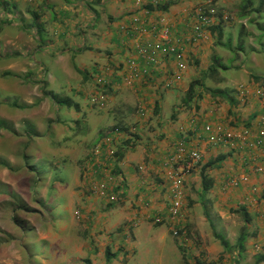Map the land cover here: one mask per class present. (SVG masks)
<instances>
[{
    "label": "crops",
    "instance_id": "obj_1",
    "mask_svg": "<svg viewBox=\"0 0 264 264\" xmlns=\"http://www.w3.org/2000/svg\"><path fill=\"white\" fill-rule=\"evenodd\" d=\"M154 1L171 3L165 11L147 10L146 5H154ZM203 1L64 0L63 3L55 0L58 5L53 7L56 14L50 17L53 26L50 34L55 44L62 45L60 56L74 57L77 64L72 67L82 71L75 92L79 95L78 104L83 111L90 112L93 119L105 114L110 118L92 144L81 139L78 146H85L87 155L102 132L118 122L138 123L139 134L136 142L128 147L123 135L114 138L116 148L123 151L114 168L124 189L116 203H108L104 193L98 196L91 192L98 183L99 164H89L83 176L76 166L68 183L59 178L57 184L61 193L56 189L54 195L56 198L57 194L59 204L64 206V215L36 213L44 217L43 225L27 220L30 235L23 246L20 244L21 240L25 241L24 230L14 229L19 234L14 241L17 258L16 262L8 264H139L141 256L145 257L143 264H147L146 259H150L152 253L156 264H163L164 251L175 252L181 264L183 254L188 264H240L241 257L228 255L215 235L224 234L227 240L234 231L241 232L245 225L238 217L243 215V207L250 219L247 229L255 233L252 238L264 241V201L259 199L264 189V149L249 148L237 141L243 126L252 131L258 126L260 109L254 89L260 82L246 78L244 83L235 85L237 82L233 80L232 85H228L230 81L223 75L226 80L213 86L230 89L231 104L221 97L203 93L189 106L180 105L189 81L206 69L216 49L210 45L209 30L199 38L193 36L191 27L197 21L193 10ZM217 3L219 5L220 0ZM29 25L33 26L32 21L28 22L27 30ZM164 25L171 31L170 41L184 50L187 66L181 79L171 87L164 86L165 79L175 71L176 63L171 56L160 55L155 65L140 60L141 66L148 69L147 75L129 83L125 79L127 59L137 57L136 46L140 39L161 40L160 28ZM41 26L43 28L42 22ZM97 75L112 79L113 93L108 107L101 113L90 108L87 102L86 107H81L82 98L86 100L83 91L92 86L94 89ZM66 83L63 88L68 87ZM239 85L245 87V99L232 91ZM137 105L144 108L142 115L133 112ZM206 125L214 133L226 134L232 142L212 144L204 128ZM180 142L186 150L199 151L201 158L184 177V197L179 198L181 213L175 218L169 213L173 199L169 186L178 167L172 164ZM218 157L221 161L205 168L211 187L202 193L201 168ZM140 164L144 165L142 172L137 170ZM238 174L246 175L247 180L234 185L230 179ZM203 204H208L210 213L198 212L196 207L201 208ZM72 209L78 213H72ZM54 216L59 220L57 227L53 226L58 222L53 220ZM155 217H160L161 221L155 223ZM173 229H182L185 234L174 237Z\"/></svg>",
    "mask_w": 264,
    "mask_h": 264
},
{
    "label": "rangeland",
    "instance_id": "obj_2",
    "mask_svg": "<svg viewBox=\"0 0 264 264\" xmlns=\"http://www.w3.org/2000/svg\"><path fill=\"white\" fill-rule=\"evenodd\" d=\"M62 2L64 3V0ZM239 2L240 0H220L219 4L230 17L221 22L222 34L219 39L221 43L230 41L232 48L236 49V57L231 59L234 52L232 53L221 44L214 45L215 39L210 42V45L216 47L214 55L221 57L223 63L233 66L225 74L230 81L228 85H232L233 80L237 82L235 85L244 83L246 78L254 80L252 75L264 76V46H260L264 45V35L260 38L261 41L257 40V36L261 33L258 27L264 25V12L261 18L260 14H251L250 18H254L255 21L249 23L248 18H237ZM57 5L55 0H0V161L5 162V164L0 163V264L16 262L14 241L18 239L19 234L14 229L18 231V221L27 223L23 227L26 234L24 243H26V238L30 235L28 221L43 225L44 217L42 215L39 217L36 213H58L59 217L64 215V206L59 204L57 194L56 198L54 196L56 189L59 190L58 193H61L57 184L60 182L59 178L68 183L71 180V172L76 166L80 168L82 176L88 171L86 167L90 165L86 164V160L92 155V147L102 143L105 136L93 144L88 152L91 155L87 154L88 156L84 152L86 147L78 146L80 144L78 142L84 139V143L92 144L100 133L101 127L110 122L107 114L93 119L90 112L83 111L80 106L78 111H74L58 105L52 98L51 93L60 97L69 95L75 102L80 103L79 95L75 93L80 82V73L72 67L77 64V61L74 57L60 56L62 45L55 44L50 34L53 31L50 19L53 14H56L53 7ZM33 11L39 15V21L43 24L40 32L35 26L30 25L27 30L28 22L33 19ZM42 19L47 20L42 21ZM241 24L250 34H245L242 48L239 49L237 37ZM37 35L39 37H34ZM64 45L67 46L66 43ZM198 76L199 72L195 77ZM64 83L68 84V87L63 88ZM90 89L83 91V93L86 92L83 96L86 100L83 101L82 98L81 107H86L84 104L86 102L88 105L91 103L89 97L92 96L93 86L89 93ZM108 105L109 103L105 102L100 107L106 109ZM137 126L135 128L139 134ZM119 134L112 133L114 136L112 142L115 137L124 135V133ZM112 142L105 147L109 155H114L115 152ZM84 143L81 142V144ZM41 164L43 167L39 168ZM97 164L102 167L104 173L101 183L105 185L111 181L115 198L113 203H116L124 189L115 173L114 166L106 167L105 163L101 164L98 161ZM31 166L38 170L32 171ZM143 169V164L137 166L139 172ZM35 181L39 184L36 191L34 188L37 193L34 197ZM46 193L47 198L44 199ZM104 197L109 203L107 192L104 193ZM183 197L184 193L181 198ZM199 206L196 207L199 213L211 212L208 204H203L201 208ZM43 209L46 211L43 212ZM72 213L78 212L72 209ZM241 216L238 218L244 223ZM54 217L56 219L53 220L58 222L53 226L57 227L59 220L57 216ZM210 220L214 221L213 218ZM232 228L235 229V227ZM239 232L234 231L233 235L228 236L227 241L230 247L224 251L228 255L240 256L241 259H238L240 264H253L259 255L264 254V241L258 240L257 237H248L245 249L239 252L236 245L241 233ZM247 232L251 233L248 229ZM220 233H222L221 230ZM171 234L174 236L173 232ZM154 252H156L155 248ZM164 254L163 264H181L175 252L172 251L170 254L164 251ZM144 258L141 256L142 261L139 264H143ZM152 258L153 261L150 260ZM150 259H146L147 264H156L153 253ZM258 264H264V262Z\"/></svg>",
    "mask_w": 264,
    "mask_h": 264
},
{
    "label": "trees",
    "instance_id": "obj_3",
    "mask_svg": "<svg viewBox=\"0 0 264 264\" xmlns=\"http://www.w3.org/2000/svg\"><path fill=\"white\" fill-rule=\"evenodd\" d=\"M170 3H171V1H168L165 3H157L156 5L149 4V5H146V9L147 10L165 11V10H167ZM210 6L215 9V13H214L215 18H214L213 23L210 24L209 26L205 27V29H206V31L209 30L210 34L212 36V39H215L214 45L221 44L222 46L230 49L232 53L234 52L233 56L231 57V59H233V57L234 58L236 57L235 56L236 49L232 48L230 41H227L226 43H221V41L219 39L220 35L222 34V28H221L222 23L221 22L229 19L230 17H228L229 16L228 13L224 12L221 9V7L217 3V0H215ZM199 7L208 11V9L206 8L205 5H201V6L199 5ZM263 12H264V0H256V1H254V0H240L238 7H237L236 15H237V18H239V19L248 18L247 21L249 23H254L255 19L250 18L251 14H254V13L260 14V18H261ZM32 15H33L32 25L35 26V28L38 32H40L42 26H41V23L39 21V15L34 11L32 12ZM225 16H226V18H224ZM257 24H259V23H257ZM258 29L261 31V33H260V35L257 36V40L261 41L260 38L263 37V35H264V25H262V26L260 25V27H258ZM245 34H250V33L245 31L243 24H241L239 35L237 37V48H239V49L242 48ZM256 42L259 43L258 41H256ZM214 45H212V47ZM260 46H264V45H260ZM231 59H229V60H231ZM197 63L198 62L195 61V64H197ZM230 68H233V66H230L229 63H223L221 57H219L218 55H213L212 60L207 65L206 69L201 70L199 72L198 77L192 78L189 81L188 88H187L186 92L184 93V95L180 101V103H181L180 105L189 106V103L194 98L195 99L201 98L203 93H208L212 97H217V96L221 97V98L227 100L228 103L231 104L233 102V97L230 95L231 90L228 88L222 89V88L213 86L214 84L217 86L218 84L223 82V80L225 79L223 75H225L226 72ZM235 68H237V67H235ZM75 70L79 73L82 72L76 66H75ZM221 73H222V75H221ZM252 77L254 78V81H259L260 85L264 86V76L252 75ZM85 78H87V77L85 76ZM96 78L99 81H97V83L94 84V89L92 90V96L89 97V100L91 102L89 104L90 105L89 107L101 113V111H103V109L100 106H102L105 102H108L109 96L113 93L112 92V86H111V80L112 79L104 77L103 75H97ZM208 82L212 83V84L209 85ZM235 89L234 90L232 89V91H235L237 93V90H235ZM51 95L53 96L52 98L54 99V101L58 105L65 106L67 108H71L74 111L79 110L78 102H75L71 97H69V96L60 97V96H57L56 94H53V93H51ZM140 108H142V107L137 105L133 109V112L135 111L137 113ZM142 109L144 110V108H142ZM155 112H157V111H155ZM137 124L138 123L128 124V123L118 122V123L114 124L110 129H108L109 130L108 132L101 134L99 136V138H101L102 136H105V135H111L112 132L119 131V132L124 133V135H123L124 136L123 141H125L124 144L125 145L130 144L128 146H132L138 138V133H137V130L132 132L131 128H132V126L136 127ZM120 137H122V136H120ZM120 137L118 139H120ZM99 138L97 139V141H99ZM112 143L115 144V143H117V141L115 142V140H113ZM99 144L100 143L95 144L92 147V150L95 149V147ZM112 146L115 149L114 155H108L106 157L105 144L102 142L100 153L97 155V157H95L93 155V151H92V155H91V153H89L88 155H91V156H89V159L86 160V164L96 165L97 161H98L101 164L105 163L106 167H108L109 165H113L115 168L116 163L119 160H121V158L123 156V151L121 149L118 150L115 145H112ZM24 156H27V155H24ZM90 157H91V159H90ZM217 160L221 161V159L218 157V159L208 161L201 168V191H202V193L207 192L211 187V180L208 177V175L205 173V168L207 166L211 167L214 164V162H218ZM0 163L5 164V162H3V161H0ZM42 167H43L42 164L39 165V168H42ZM98 167H99V169L98 170L96 169L97 174H98L97 175L98 176L97 182L100 183L104 177L103 176L104 173L102 172V167H100V166H98ZM30 168L32 171L38 170L37 168H34V166H31ZM93 169H94V167H93ZM85 171H86V169H85ZM38 184H39V182H36V181L34 182V186H33V196L34 197L37 196V193H35V191H36ZM96 184H94V185H96ZM34 188H35V191H34ZM117 188L118 187H116L115 190H117ZM15 198H17V196ZM259 199L264 200V189H263V192L260 195ZM109 203L112 204L113 202H109ZM24 208L25 207H23V210H24ZM26 210H30V209L26 208ZM242 210H243V212H242L243 222H244V225L246 226L247 224H249L250 219H249L248 213L246 212L244 207L242 208ZM22 223H23V225H22ZM17 225H19L20 229L22 228L24 230L23 227L26 226L27 223H25L24 221H20V222L18 221ZM245 226L237 238L236 245L238 247L237 249L239 252L241 250L245 249V243L247 241V238L255 236V233L248 234L247 226L246 227ZM215 237L220 241V243L224 249H228L230 247L229 242L222 235L216 234ZM24 242L25 241L22 242V240H21L20 246H23ZM260 262H264V254L259 255L253 264H258ZM182 263L188 264L184 254L182 256Z\"/></svg>",
    "mask_w": 264,
    "mask_h": 264
},
{
    "label": "built area",
    "instance_id": "obj_4",
    "mask_svg": "<svg viewBox=\"0 0 264 264\" xmlns=\"http://www.w3.org/2000/svg\"><path fill=\"white\" fill-rule=\"evenodd\" d=\"M214 1L215 0H204L203 3L200 4V6L205 5L208 11L200 8L199 5L194 8L193 13L197 18V21L191 27L194 37H201L206 31L205 27L213 23L215 18V9L210 5ZM153 4L156 5L157 2L154 1ZM224 18H226V16ZM159 21L163 22V19H160ZM160 35L162 36V39L157 42H149L143 39H140L138 41V44L136 46L137 57H129L126 63L128 68V75L125 76V79L129 83H131L134 79L139 78L141 75H147L148 69L145 65L141 66L140 60L147 65H155L158 62V57L160 55H169L176 63L175 71L169 74V76L165 79L164 86L171 87L173 84H175L181 79L182 72L185 70L187 65L184 50L177 43L170 41L171 31L166 25L160 28ZM236 90L238 96L241 99H245L246 92L244 85H239ZM254 94L256 95L259 101L260 111L257 116L258 126L255 131H252L249 128L243 126L239 134L237 135V141H239L241 144L248 146L249 148L257 147L264 149V86L258 85L257 87H255ZM138 112L141 115L144 113L142 108H140ZM204 128L205 131L208 132V139L209 142H211L212 144H227L232 142V139H230L229 136L222 133L221 131L214 133L209 125H206ZM135 130L136 128L132 127L131 131L134 132ZM112 133L119 134L123 132L115 131ZM112 133L111 135H105L102 141L105 144V147L111 145L110 142H112V139L114 137ZM100 151L101 143L97 145L95 149H93V155L97 157ZM105 152L107 157L110 153L108 154V149L105 150ZM110 152L112 153V151ZM200 158L201 154L199 151L194 149L186 150L182 142L177 144V155L176 158L173 160L172 166L175 167V165L177 164L178 167H175V169L177 170L173 172L171 183L169 186L171 196L173 197L169 207V213H171V215L175 218L181 213V204L179 198L182 197L184 193V177L185 175H187V173H190L194 165L199 162ZM138 168L140 169V167ZM246 180V175L238 174L232 176L230 182L236 185L237 183L245 182ZM92 190H94V193L96 194L107 192L110 202H113V200H115L113 196L114 189L111 186V181L109 182V184L105 185L101 182L97 183L93 186ZM153 221L155 223H158L161 221V218L155 217ZM172 232L174 236H183L185 234V231L182 229H173Z\"/></svg>",
    "mask_w": 264,
    "mask_h": 264
}]
</instances>
